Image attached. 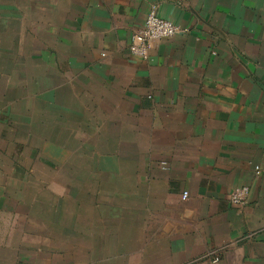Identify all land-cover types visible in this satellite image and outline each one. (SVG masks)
<instances>
[{"label": "crops", "instance_id": "obj_1", "mask_svg": "<svg viewBox=\"0 0 264 264\" xmlns=\"http://www.w3.org/2000/svg\"><path fill=\"white\" fill-rule=\"evenodd\" d=\"M0 264H264V0H0Z\"/></svg>", "mask_w": 264, "mask_h": 264}, {"label": "built area", "instance_id": "obj_2", "mask_svg": "<svg viewBox=\"0 0 264 264\" xmlns=\"http://www.w3.org/2000/svg\"><path fill=\"white\" fill-rule=\"evenodd\" d=\"M181 27L174 21L160 16L153 5L148 12L143 27L136 32L130 43V52L141 59H147L154 44L164 38H170L177 34ZM259 172L260 166L256 165ZM250 194L248 185L234 187L229 195L230 202L234 205L243 206L246 204ZM184 198L188 192H184Z\"/></svg>", "mask_w": 264, "mask_h": 264}, {"label": "rangeland", "instance_id": "obj_3", "mask_svg": "<svg viewBox=\"0 0 264 264\" xmlns=\"http://www.w3.org/2000/svg\"><path fill=\"white\" fill-rule=\"evenodd\" d=\"M45 193H47V192H45Z\"/></svg>", "mask_w": 264, "mask_h": 264}]
</instances>
